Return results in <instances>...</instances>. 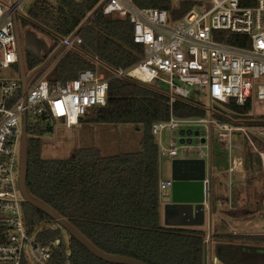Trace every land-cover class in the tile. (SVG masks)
I'll use <instances>...</instances> for the list:
<instances>
[{
    "label": "trees",
    "instance_id": "1",
    "mask_svg": "<svg viewBox=\"0 0 264 264\" xmlns=\"http://www.w3.org/2000/svg\"><path fill=\"white\" fill-rule=\"evenodd\" d=\"M137 2L145 7H172L171 0ZM56 3L36 1L29 11L30 17L55 34L67 36L97 0H56ZM193 5L194 2L184 3L175 15H182ZM80 35L86 53L77 49L63 52L48 75L52 84L73 79L82 70L94 68L91 57L114 68L128 69L144 55V46L134 41V27L127 18L99 14L82 28ZM46 57L25 53L26 68L33 70ZM220 103L238 117H249L252 111L251 102L238 105L231 99ZM95 109L96 116L92 119L95 122L143 125L140 150L104 156L97 148L90 147L77 150L67 159H44L40 135L52 130V122L45 127L41 123L29 125L26 184L31 195L63 215L93 244L109 254L147 264H204L206 231L162 222L160 153L152 124L169 119L171 109L178 118L207 117L208 110L191 98L177 100L171 106L168 92L129 78L113 79L106 105ZM212 115L230 122L219 113ZM237 126L256 125L240 123ZM257 126H264V122ZM256 141L264 152V141ZM251 145L249 142L244 154L249 183L253 182L254 174L263 170V160ZM24 210L31 231L44 222L55 223V226L38 231L39 240L55 245L48 264H121L93 254L33 204L26 201ZM3 230L0 225V233ZM2 238L3 235L0 240ZM213 240L217 242L216 264H264V233H215Z\"/></svg>",
    "mask_w": 264,
    "mask_h": 264
},
{
    "label": "built area",
    "instance_id": "2",
    "mask_svg": "<svg viewBox=\"0 0 264 264\" xmlns=\"http://www.w3.org/2000/svg\"><path fill=\"white\" fill-rule=\"evenodd\" d=\"M36 1L0 0V70L11 66L19 70L14 16L18 24L33 20L29 11ZM208 1L210 6L204 0L193 1L188 11L176 16L175 7H145L137 0H97L75 30L62 37L60 45L65 44V48L57 57L70 49L85 52L80 35L82 28L99 14H112L127 18L134 27V41L144 46V55L137 64L128 69L114 68L91 57L94 68L54 84L49 81L48 73H37L29 81L26 102L20 74L14 79L0 78V225L4 228L0 233L3 235L0 264H30L33 260L48 264L55 246L39 240L37 229L31 231L26 220V200L19 185L24 112L27 126L58 121L71 128L89 111L106 105L111 81L115 78L145 84L165 82L169 86L171 106L177 100L191 97L190 90L181 83L198 86L212 101L233 99L238 105L251 102L252 106L256 99L264 101V0ZM46 48L45 56H49L51 49ZM29 72L31 70L27 69ZM212 113L211 117L178 118L171 109L169 119L153 122L152 133L157 138L159 153L179 158L178 147L173 142V138L178 140L179 128L203 127L206 144L199 142L196 153L204 158L208 156L204 148H209L210 133L216 127L220 142L230 151L229 173L233 176L237 166L244 163L243 156L233 154L234 149L240 148L233 142V132L244 130L252 144L253 139L246 126H234L215 118ZM256 128L264 135V126ZM173 131H177V135H173ZM164 133L169 147L160 140ZM184 148L188 153L194 149ZM206 182L209 184L208 178ZM172 183V179H160V191L170 188Z\"/></svg>",
    "mask_w": 264,
    "mask_h": 264
},
{
    "label": "rangeland",
    "instance_id": "3",
    "mask_svg": "<svg viewBox=\"0 0 264 264\" xmlns=\"http://www.w3.org/2000/svg\"><path fill=\"white\" fill-rule=\"evenodd\" d=\"M6 1V0H3ZM196 0H171L172 7L176 8V11L183 6L184 3L193 2ZM209 6L211 2L208 0H204ZM49 3L57 4L56 1L50 0ZM31 3L26 7V11L29 10ZM171 7V8H172ZM20 32L21 36L24 39L28 32L34 33L37 37L42 39L46 43V47L48 50L51 49V53L60 45L62 42V38L64 36H59L50 32L42 26L41 24L35 22L34 20H28L27 22L20 21ZM48 43V44H47ZM24 54L28 52H32L29 47L23 42ZM45 57V56H44ZM48 57V56H47ZM58 58V57H57ZM57 58L42 72L50 73L54 68ZM101 68H105L101 66ZM29 70V69H28ZM19 71L16 66H11L9 68H2L0 70V78L5 79H14L19 77ZM32 71V70H31ZM107 71V69H106ZM41 72V73H42ZM148 85L158 88L162 91L167 92L169 90V86L165 82H153L147 83ZM191 92V99L195 101L198 105L208 109V115L211 117V109L216 113H219L226 117L228 121L232 123V125L237 126L238 124H247L252 123L256 126H246L247 133L253 139L252 144L246 132L244 130H236L232 134L233 142L240 145V148H236L233 150V154L242 155L244 157L246 146L249 142L252 144L251 146L259 155L262 160H264V152L261 151L260 146L258 145V139H262L264 141V135H260L257 128L259 123L264 122V101L256 99L252 106V111L250 112L249 117H238L235 115L230 109H228L224 104H221L219 101H212L206 93H204L198 86H189L184 83H181ZM96 116V109L89 111V113L83 117V120L80 121L79 124L72 126L71 128H67L63 122L54 121L51 123L52 130L50 132H46L43 135H40L42 141V150L41 156L44 159H67L73 156V154L82 148H97L100 153L104 156H112L118 155L122 153L136 152L141 148V142L144 135L143 125H136L134 123H102L95 122L92 119ZM247 120H251V122H246ZM47 125V123H45ZM46 125H42L45 127ZM245 127V126H244ZM44 129V128H43ZM196 130H204L203 127L198 126H183L179 128L178 140L175 142V146L178 147L179 158L183 156H197V148L199 143L195 142V135L193 132ZM192 131V132H191ZM191 132V133H190ZM210 137L208 140L209 148L205 147L204 150L206 153L210 154L212 152L215 160L214 168L211 167L210 158L204 157L203 159L208 162L209 167L207 169L206 163V175L211 179L210 187L213 189V185L215 184L218 188H221L220 191L224 190V182L229 180V176L227 174L226 168L228 162L230 160V151L225 148L218 138V130L216 127H213ZM30 136V134H29ZM159 139V138H158ZM192 140V142L189 141ZM161 142L169 147L170 143L167 141V135L164 133L160 138ZM206 144V143H204ZM191 146L193 147V151L190 153L186 152L184 147ZM160 166L162 167V173L160 176L163 178H171L172 175V166L173 160L175 158L170 157L168 154L160 153L159 157ZM216 166V167H215ZM221 168V169H220ZM224 169V170H223ZM260 178L262 182L264 181V162L262 166ZM223 172H222V171ZM215 181V183H214ZM232 182V180H231ZM262 185V183H261ZM162 190L161 192H163ZM160 192V193H161ZM162 196V195H161ZM258 209L255 211H251L253 216H249L251 218L249 223L254 221H258L255 224H258L257 227H254V230L258 232L264 231V193H260L258 195ZM237 215H241L240 210L235 211ZM250 215V214H249ZM242 221V220H241ZM245 221V220H244ZM252 221V222H251ZM260 221V222H259ZM55 226V223L44 222L40 226L37 227V231H41L43 229ZM262 227V229H260ZM204 231H208L210 229V225L205 224L204 228H200ZM66 231V230H65ZM66 234V232H65ZM67 235V234H66ZM207 238L208 243V264H216L217 261L213 260V256L216 254L213 253V248L215 246L213 242V236ZM211 237V238H210ZM66 238V236H65ZM217 243V242H216ZM30 264H38L36 261H31Z\"/></svg>",
    "mask_w": 264,
    "mask_h": 264
},
{
    "label": "water",
    "instance_id": "4",
    "mask_svg": "<svg viewBox=\"0 0 264 264\" xmlns=\"http://www.w3.org/2000/svg\"><path fill=\"white\" fill-rule=\"evenodd\" d=\"M11 2L13 3L14 0H11ZM14 20L18 42L19 70L23 85L24 102H26L28 84L30 79L35 74L45 70L53 62V60L57 58V56L62 52V50L65 48V44L59 45L48 57H46V59L40 65L35 67L31 72L27 73L23 42H25V44L29 47L32 53L43 58L47 49L46 43L32 32H28L23 39L21 36L20 27L16 15L14 16ZM47 30L49 29L47 28ZM49 31L53 32L51 30ZM77 31L78 30H76L74 34ZM74 34H72L71 37H73ZM246 122H251V120H247ZM177 133V131H173V135H177ZM193 134L195 135L194 141L197 143H204L207 139L206 130H196L195 132H193ZM167 135H170V132H167ZM28 138L29 135L27 117L26 112H24L23 133L20 152L19 185L25 200L49 214L64 230L72 234L76 239H78L93 254H95L99 258L109 262L121 264H147L143 261L134 258L126 256H116L104 252L95 244H93L75 225H73L63 215H61L48 204L34 198L31 195L26 184V177L28 172ZM176 141L177 138H173V142ZM206 178V160L202 157L175 158L173 160L171 175L173 183L168 193L170 201L165 205L164 210V220L166 224L172 226H202L205 224L206 215L209 212L207 209V203L209 202L210 196L209 184L206 182ZM215 261H218L217 256L215 257ZM204 264H208L207 240L205 242Z\"/></svg>",
    "mask_w": 264,
    "mask_h": 264
},
{
    "label": "crops",
    "instance_id": "5",
    "mask_svg": "<svg viewBox=\"0 0 264 264\" xmlns=\"http://www.w3.org/2000/svg\"><path fill=\"white\" fill-rule=\"evenodd\" d=\"M208 155L211 160L210 161L211 167L214 168V165L216 163L214 160V156L212 152H210V154ZM182 158H200V157L183 156ZM206 163L208 169L209 164L208 162ZM230 163L231 160H229L225 171L229 176V180L228 182L227 181L224 182L225 184L224 190L220 191L221 188H218L215 184L213 185V189H212V187H210L211 179L207 176L209 180V189H210L209 202L207 203V209L209 212L206 215V222H205V224L207 223L208 226L210 225V229H208V231L206 232L207 238L209 237V233H211L212 236L215 233H231V232L264 233V231L258 232L254 230V227L258 226V224H255L258 221H254L253 224L249 223L251 220L249 216H253L251 214V211L254 210L256 211L258 209V202H259L258 195L260 193H264V181L262 182L260 175L254 174L253 182L249 183L247 181V169L245 167V162L243 163V165H238L237 171L234 172L233 176H230L229 173ZM160 173H162L161 166H160ZM160 177L161 179H171L170 177L169 178H163L162 176ZM169 190L170 188L164 190L163 192L160 191L162 195L160 210H161V217L163 223H165L164 220L165 205L170 201V198L168 196ZM236 210H240L241 215L235 214ZM205 224L202 226H194V227L204 228ZM260 229H262V227ZM213 242L216 246V241L213 240ZM215 246L213 248V253H215ZM215 257L216 256L214 255L213 260L215 259ZM220 264L222 263L220 262Z\"/></svg>",
    "mask_w": 264,
    "mask_h": 264
}]
</instances>
